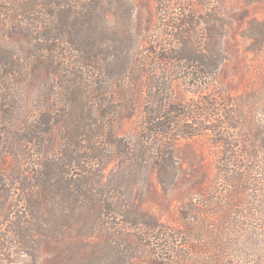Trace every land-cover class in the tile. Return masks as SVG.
<instances>
[{
    "label": "rangeland",
    "instance_id": "obj_1",
    "mask_svg": "<svg viewBox=\"0 0 264 264\" xmlns=\"http://www.w3.org/2000/svg\"><path fill=\"white\" fill-rule=\"evenodd\" d=\"M14 1L3 0L5 8L12 9V15ZM106 1L108 23L119 29L117 44H123L125 51L120 63L109 66L116 76L114 100L100 101L93 97L94 115L102 111L111 117L133 104L132 116L115 125L116 134L137 152L144 142L151 143L140 157L144 160L164 157L178 161L181 168L179 164L177 183L167 180L165 189L156 171L145 168L137 170L138 175L132 170L120 180V158H110L105 171L106 189H112L122 208L135 210L140 206L147 217L155 219L158 227L155 231L145 234L137 226L130 229L133 235L127 240L116 230L121 227L117 221L127 224L129 220L117 208L101 231L91 225H79L75 229L69 224L60 229L74 232L73 235L61 239L46 232L44 236L29 234L24 237V243L34 247L29 252L17 240L13 243L1 237L0 264L100 261L102 264H261L264 262V152L246 158H242L241 152L245 149L244 138L249 151L264 144V64L252 51L257 39L248 31L264 22V0ZM189 19L191 22L181 29L171 27ZM0 21L6 22L3 18ZM187 30L190 32L184 35ZM1 32L2 28L0 47H6L8 42H2ZM193 45L207 55V61L218 55L220 66L203 67L197 61H179L180 47L189 55L193 53ZM34 77V86L22 89L15 84L20 89L16 94L21 93L25 99L23 108L20 106L24 112L47 110V91L40 87L41 81H46L43 70H37ZM101 79L94 78L95 85ZM244 99H248L247 118L239 116V119L246 128H232L228 124L232 122L229 115ZM55 138L47 161L59 155L61 142ZM169 143L174 148H169ZM228 143L231 151L224 153ZM164 150L169 153L164 154ZM22 155L12 154L8 160L16 162L18 157L23 159ZM38 157L41 156L35 149L26 160L34 161ZM133 157L136 156L132 153L125 155L127 160ZM237 161L245 170L236 171ZM226 164L251 189L240 192L238 183H228V175L219 169ZM212 179L217 183L215 186L210 184ZM195 181L199 182L198 186ZM43 224L46 228L52 226L49 222ZM10 228L6 219L0 223V232L8 233ZM134 233L142 235L144 240ZM58 252L63 254V261H56ZM222 252L224 255L226 252L225 259L219 262Z\"/></svg>",
    "mask_w": 264,
    "mask_h": 264
},
{
    "label": "trees",
    "instance_id": "obj_2",
    "mask_svg": "<svg viewBox=\"0 0 264 264\" xmlns=\"http://www.w3.org/2000/svg\"><path fill=\"white\" fill-rule=\"evenodd\" d=\"M107 4L106 0H15L12 15V9L5 8V2L0 0V18L6 21H0L1 40L8 42L6 47H0V223L6 219L11 227L8 233L0 232V238L10 239L13 243L17 240L27 252L34 249L30 243H24V237L29 234L44 236L46 232L61 239L73 235L74 232L60 229L69 224L75 229L79 225H91L101 231L105 228V222L112 217L111 213L118 209L119 213L127 216L129 221L126 223L133 225L130 228L117 221L121 227L116 231L127 240L133 235L130 229L137 226L145 234L158 228L155 219L147 217L140 206L135 210L122 208L112 195V189H106L105 171L110 158H120V180L132 170L138 175L136 171L145 168L149 172L156 171L164 188L167 187V180L177 183L178 161L164 157L144 160L140 157L148 151L151 143L144 142L137 152L127 140L116 134L115 125L132 116L133 104L116 111V115L111 117L102 111L94 115L93 97L100 101L103 98L114 100L113 82L116 76L109 66L120 63L125 51L123 44H117L119 29L108 23ZM180 22L171 24V27L182 28L191 20ZM258 24L259 27L248 31L257 39L252 51L264 64V22ZM189 32L184 31V35ZM246 36L250 35L246 33ZM179 51V61H197L203 67L220 66L218 55L216 59L207 61V55L194 45L192 51L198 52L199 56L192 52L185 54L183 46ZM40 68L46 78V81H41L43 84L40 87L47 91L44 101L47 110L24 112L21 108L25 99L21 93L16 94L20 89L15 84L22 89L27 85L34 86L36 81L33 75ZM96 77L102 78L99 85H95ZM247 100L244 99L230 113L229 120L232 122L228 124L232 128H246L239 118H247ZM102 110L107 112L105 108ZM40 123L47 126L43 128ZM54 137L60 140L61 149L57 159L47 161L53 150ZM244 140L247 143L243 144L242 158L247 155L258 157L257 153L264 152V144H258L257 150L249 151L248 141ZM229 145L224 153L231 151ZM174 146L169 143V148ZM35 149L41 157L34 161L26 160ZM163 152L169 153L166 150ZM130 153L136 157L125 159V155ZM12 154H23L24 160L20 157L16 162L14 159L8 160ZM128 161L136 167L126 164ZM236 167L237 172L246 168L239 161ZM219 169L228 175V183H238L240 192L251 189L244 183L243 177L229 171L228 164L226 167L219 166ZM224 173L223 177L226 176ZM230 173L233 177H230ZM210 184L215 186L217 183L212 179ZM195 185L198 186L199 182L195 181ZM45 222L52 226L46 228L43 226ZM32 230L35 233H30ZM134 234L139 240H144L142 235ZM57 255L56 261H63V254L58 252ZM225 255L221 253L219 262L225 259ZM96 264H102V261Z\"/></svg>",
    "mask_w": 264,
    "mask_h": 264
}]
</instances>
